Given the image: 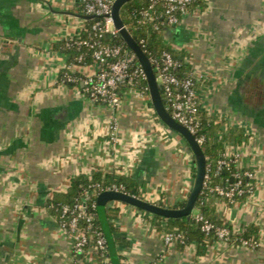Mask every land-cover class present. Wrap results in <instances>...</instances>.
<instances>
[{
    "label": "crops",
    "instance_id": "0c3cea01",
    "mask_svg": "<svg viewBox=\"0 0 264 264\" xmlns=\"http://www.w3.org/2000/svg\"><path fill=\"white\" fill-rule=\"evenodd\" d=\"M79 3L0 0V264L95 262L88 252H72L70 236L47 205L78 174L96 169L129 175L144 185L145 200L170 208L187 200L194 181L192 150L159 119L150 94L123 88L112 107L58 81L67 56L53 44L81 35L86 19L73 11ZM162 34L169 48L187 53L201 79L200 105L227 137L224 154L238 170L254 174L255 186L244 201H212L217 218L237 235L252 226L258 238L253 245L242 244L241 237L212 239L198 255L194 243H164V217L112 200L96 209L109 260L264 264V0H204L203 8H190ZM97 69L91 64L78 71Z\"/></svg>",
    "mask_w": 264,
    "mask_h": 264
},
{
    "label": "trees",
    "instance_id": "16d2710c",
    "mask_svg": "<svg viewBox=\"0 0 264 264\" xmlns=\"http://www.w3.org/2000/svg\"><path fill=\"white\" fill-rule=\"evenodd\" d=\"M150 0H129L122 5L119 14L124 26L127 28L133 39L139 44L147 57L151 60L161 61V56L163 52H169L173 60L178 62V66L171 68L170 71L177 75L179 78H190L194 81L195 87L197 89L198 83L201 80L196 74L193 73L192 68L187 61V53L184 51L173 50L169 48L168 45L164 43L163 40V28L168 25L164 16L159 17L163 11V6L161 3H156L149 10L156 15L153 20L143 19L140 11L148 8ZM204 7V0H193L189 8L192 7ZM73 11L80 15H86L82 9V6L77 5ZM91 16V15H90ZM96 21V18L91 16L85 20V28L82 30L81 35L78 37H72L64 40H60L53 44V48L63 52L67 56V64H76L78 66H89L91 64H96L92 49L85 45H78V40L89 39L93 33L91 26ZM157 25L158 28H154ZM100 41L104 44H119L122 47V55L124 54H134L133 51L126 45L125 41L119 33L113 36L101 35ZM135 65H139V62ZM135 66L132 65L131 68ZM84 76L82 72L70 71L68 68H61L58 72L57 79L59 82H64L68 87H81V79ZM70 78V80H68ZM138 87L142 91L149 94V88L146 78L140 76H133L132 79H126L120 84V89ZM162 94V90L160 89ZM169 113L170 110H167ZM198 126L194 133V137H202L203 141L201 143V148L203 154L206 158V174L209 175V183L202 187L198 198L196 200L194 208L199 212L204 218L208 219L212 224L219 227H226L229 229L228 239L229 241L237 240L241 237L247 240L249 244L257 241L258 232L254 227H249V229L242 235H237L232 231V227L228 222H223L217 218L213 200L220 202H225L229 206H233L237 202L244 201L255 186V180L253 178H247L243 172L236 168L235 163H230L227 166H218L217 162L223 157L224 142L227 137L222 134L220 135V123L217 122V118L210 117L207 115L205 110L199 107L198 110ZM226 137V138H225ZM234 142L240 141V135L232 137ZM195 159V157H194ZM195 163V160H194ZM195 168V164H194ZM241 172L239 176L236 173ZM195 172L193 173V175ZM232 179V181H230ZM223 182H225L223 184ZM238 182V187L242 188L244 191L238 193L237 191L233 193L232 197L226 198L219 195L216 192V187L228 189L234 186ZM122 186L123 189L129 194L138 197L140 199H145V188L144 185H139L131 176L118 174L115 172L104 173L101 170H93L91 174H78L70 179L69 186L64 193H54L50 199L47 201L51 212L55 215L57 222L63 219H68L70 216H61V208L63 206L72 207L76 203H81L85 206L86 212H92L94 214V224L100 226V222L97 217V211L92 210L91 203L95 200L97 201V196L99 188H105L110 185ZM86 188H91L92 194L86 195L84 193ZM186 204V201L175 204V208H182ZM97 209V208H96ZM154 218H160V216L153 214ZM166 228L168 231L176 230L181 232L184 238V244H176L179 247H184L189 243H194L196 246V253L198 255L204 254V248L206 242L212 239H217L214 234L213 229L209 233H205L201 229L200 222L196 221L193 215L190 218H165ZM83 225V221L79 223ZM106 232L103 234L106 238ZM106 253L108 255L107 246Z\"/></svg>",
    "mask_w": 264,
    "mask_h": 264
},
{
    "label": "built area",
    "instance_id": "2783aa9c",
    "mask_svg": "<svg viewBox=\"0 0 264 264\" xmlns=\"http://www.w3.org/2000/svg\"><path fill=\"white\" fill-rule=\"evenodd\" d=\"M115 0H80V5L86 15H91L96 18L92 24L93 31L89 39L78 40V45H85L92 49L93 58L98 65L96 72L92 74H84L81 79L82 92L92 101L108 106H117L121 100L120 84L126 79H132L133 76L146 78V74L141 65L138 63L135 54L122 55V47L119 44H104L100 41L101 35L113 36L118 33L114 27L111 11ZM193 0H150L148 8L140 11L143 19L153 20L156 18L149 9L156 3H161L163 11L159 17L164 16L168 25H176L189 12L190 4ZM85 28V27H84ZM154 28H158L157 25ZM156 80L162 90V99L166 110H170V115L180 124L184 125L193 135L198 126V110L200 100L195 83L190 78H179L170 71L171 68L178 66V62L173 60L169 52H163L161 61L151 60ZM134 65V68H131ZM70 71H78L80 67L76 64L65 65ZM70 80V78H68ZM64 84V82H60ZM117 132V122L112 120L109 123V134L111 139H114ZM196 141L201 145L203 138H196ZM233 157L223 154L217 162L218 166H227L234 163ZM242 174L236 173V176ZM243 174L247 178H253L254 174L251 171H245ZM210 181L209 175L205 173L203 187ZM238 182L230 188L216 187V192L226 198H231L234 192L242 193L244 190L238 187ZM120 191L126 192L123 187L110 185L105 188L100 187L98 195L103 191ZM91 188H86V195L92 194ZM97 201L91 203L92 210H96ZM70 217L66 220L58 222L59 227L65 231L72 241V252L74 254H82L88 252L95 258L93 264H111L106 253V238L103 234L101 226L94 224V214L86 212L83 204L76 203L72 207L63 206L61 208V216ZM196 221L200 222L201 229L207 234L213 229L218 240L229 241V229L219 227L212 224L208 219L204 218L199 212L192 213ZM83 221L81 226L79 223ZM165 244H184V238L181 232L170 230L163 234ZM240 242L244 245L249 244L243 238Z\"/></svg>",
    "mask_w": 264,
    "mask_h": 264
},
{
    "label": "water",
    "instance_id": "95a60500",
    "mask_svg": "<svg viewBox=\"0 0 264 264\" xmlns=\"http://www.w3.org/2000/svg\"><path fill=\"white\" fill-rule=\"evenodd\" d=\"M129 0H115L112 5L111 16L114 27L118 30L126 45L133 51L141 67L143 68L149 88L150 98L153 107L159 119L171 130L180 134L188 143L195 157V174L194 181L186 200V204L182 208H170L168 206H160L151 203L145 199H140L129 193L120 191H103L97 196V205L99 208L106 205L107 202L115 200L120 201L136 208L144 210L148 213L155 214L164 218H190L192 210L195 206L198 195L203 187L204 176L206 173V158L203 154L201 145L196 141L194 135L182 124L177 122L166 110L160 93V86L156 80L153 65L147 55L144 53L139 44L133 39L127 28L124 26L119 11L124 3ZM88 19L90 15H82ZM232 181V179H230ZM224 184V183H223Z\"/></svg>",
    "mask_w": 264,
    "mask_h": 264
}]
</instances>
